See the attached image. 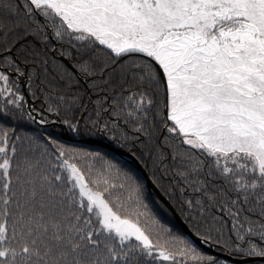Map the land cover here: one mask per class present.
<instances>
[{
	"label": "snow or ice",
	"instance_id": "snow-or-ice-1",
	"mask_svg": "<svg viewBox=\"0 0 264 264\" xmlns=\"http://www.w3.org/2000/svg\"><path fill=\"white\" fill-rule=\"evenodd\" d=\"M3 7L15 27L24 20L26 31L51 28L78 50L138 59L134 88L122 90L111 109L98 102L97 119L85 126L109 131L101 110L116 118L113 133L120 120L130 125L136 139L155 145L160 165L171 160L165 171L181 195L190 190L184 204L194 219L203 221L224 198L220 211L232 218L228 238L222 218L209 215L207 232L195 233L200 241H223L241 264L264 261V0H14ZM5 28L0 19V34ZM78 69L90 74L89 62ZM0 85V96L12 94L3 71ZM156 88L162 111L153 112ZM21 100L7 104L19 108ZM7 115L0 108V120ZM69 127L79 130V124ZM131 138L126 131L113 135ZM69 153L60 146L56 162H45L18 151L0 130V264H145L146 258L152 264H226L155 218L142 226L147 205L130 172L117 170L118 184L98 175L91 184L104 188L94 190L74 160L98 154ZM106 165V172L116 168ZM217 181L226 187L217 188ZM253 198L260 209L255 218L242 219L228 206Z\"/></svg>",
	"mask_w": 264,
	"mask_h": 264
},
{
	"label": "trees",
	"instance_id": "trees-1",
	"mask_svg": "<svg viewBox=\"0 0 264 264\" xmlns=\"http://www.w3.org/2000/svg\"><path fill=\"white\" fill-rule=\"evenodd\" d=\"M10 3H14V0H0V19H3L6 24V28L3 30L6 34H0V71L9 76V86L12 89V94L5 93L4 96H0V108H4L8 113L6 120H0V130L9 133L10 142L16 144L18 151H27L36 159L43 156L45 162L48 160L56 162L58 147L60 146L69 149V154L73 157L84 153L98 154L87 159L81 155L74 160L84 169L90 186L94 190L103 191L104 188L102 183L98 186L91 184V181L96 179L98 175H107L111 181L118 184L120 178L117 176V170L121 173L130 172L143 187L142 200L147 208L142 207L141 211L147 212L148 215L140 218L142 226L145 223L151 225V219L155 218L161 225L171 229L174 235H180L192 241L202 252L212 255L220 261H225L226 264H241V262L231 261L209 251L190 239L187 231L182 229L169 207L147 185L141 170L132 160L118 155L104 145L72 139L84 136L100 138L135 156L150 179L194 235L196 232L206 233L208 226L213 223L211 219H208V216L214 215L218 220L222 218V222L225 223L224 239L228 238V229L231 226L232 218L226 212L220 211L223 206L221 203L223 197H218L216 207L212 209L211 214H205L203 221L198 218L194 219L184 204V201L191 195L190 190L186 195H181L179 187L176 186L175 178L165 171V167L172 166L171 160L169 159L165 165H160L154 158L156 153L154 144L145 142L143 137L136 139L131 126L125 128L123 120L118 121L121 127L113 133L111 126L117 120L111 115V112L104 113L101 110L100 117L101 122L107 121L109 123V131L104 132L85 126V121L97 119L98 102L111 109L113 100L119 98L122 90L134 88L132 82L133 65L140 61L135 57H124L116 60L114 57L106 55L107 50L92 52L78 50L69 42L68 37L57 39L54 30L51 28L45 31H34L36 26L32 25L26 31V25L29 22L24 20L20 21L19 27H15L14 23L10 22L11 17L7 14V8L3 7L4 4ZM40 19L42 20V18ZM60 55L67 59L75 71L63 61ZM9 59L12 61L11 65L7 63ZM84 60L90 64V74H85L78 69V65ZM45 61H47V66H45ZM17 69L19 72L24 71L28 79L26 90L32 100V113L44 121L49 120L54 115L57 116L60 123L65 125L70 139L64 137L59 125L38 123L27 114L24 108L25 95L21 89L20 75L16 73ZM65 69L68 71L66 72ZM7 70L14 73L9 74ZM150 94L155 97L156 107L153 108V112L162 111L160 89H153ZM16 96L23 97V100L18 102L19 108L7 104L8 99H15ZM60 97L64 98L63 102L60 101ZM49 105L55 110L48 111ZM69 124H79V130L73 132ZM156 127L159 129V123L156 124ZM122 131H126L132 138L127 142L121 139H113V135L119 137ZM175 142L172 141V143ZM170 153L171 149L168 150V154ZM106 162L116 165V168L106 172ZM89 168H91V172H89ZM221 186H224L222 181H217V188ZM126 195L127 193L123 194V196ZM230 199H236V194L231 193ZM228 206L233 211H239L242 219L248 215H253L255 218V215H258L260 211L255 198L247 204L240 200L236 205H231L229 201ZM212 234L214 236L219 235L215 232ZM211 243L213 249L229 253L224 247L223 241L220 244L214 241ZM145 264H152V262L146 258ZM247 264H264V261L251 260Z\"/></svg>",
	"mask_w": 264,
	"mask_h": 264
},
{
	"label": "water",
	"instance_id": "water-1",
	"mask_svg": "<svg viewBox=\"0 0 264 264\" xmlns=\"http://www.w3.org/2000/svg\"><path fill=\"white\" fill-rule=\"evenodd\" d=\"M50 33V32H49ZM54 43V41H53ZM60 57L63 59V61L73 70L75 71V68L67 61V59L65 57H63L62 55H60ZM15 59H16V56H15ZM9 74H13L14 72L11 71V70H7ZM16 73L18 75H20V78H19V81L21 83V89L23 91V94L25 95V103H24V108L27 112V114L34 120V121H37L38 123H40L39 121L40 118L38 116H36L34 113H32L31 111V107H32V100L30 99V97L28 96L27 94V90H26V86H27V83H28V79L26 78V75H25V72L22 71V72H19V71H16ZM80 79H82L80 76H79ZM44 121V120H43ZM49 123H52L54 125H59L60 128L62 129V132H63V135L64 137H66L67 139H70V136H69V133L65 127L64 124H61L60 121L58 120L57 116H53L51 117L49 120L46 121V123L44 124H49ZM73 140H76V141H82V142H92V143H97V144H101V145H104L108 148H110L111 150H113L115 153H117L118 155L124 157V158H128L130 160H132L136 166L141 170L143 176L145 177V180H146V183L147 185L157 194V196L169 207V209L172 211L176 221L179 223V225L182 227V229H184L185 231H187L188 233V236L190 239H192L193 241H195L196 243H198L199 245H201L203 248L209 250V251H212V252H215L216 254L226 258V259H229L231 261H234V262H238L240 263V257H237V256H232V255H229V253L227 252H224V251H217L215 249H213V246H212V243L209 242L208 244H204L200 241V239L194 235L190 229L186 226V224L184 223V221L181 219L180 215L175 211V209L173 208V206L169 203V201L167 200V198L159 191V189L157 188V186L153 183V181L150 179V177L148 176L146 170L142 167V165L139 163V161L136 159L135 156L131 155L130 153L120 149V148H117L109 143H107L106 141L100 139V138H94V137H90V136H84V137H74L72 138ZM251 261V260H249Z\"/></svg>",
	"mask_w": 264,
	"mask_h": 264
}]
</instances>
